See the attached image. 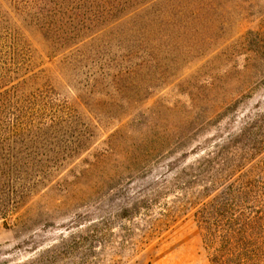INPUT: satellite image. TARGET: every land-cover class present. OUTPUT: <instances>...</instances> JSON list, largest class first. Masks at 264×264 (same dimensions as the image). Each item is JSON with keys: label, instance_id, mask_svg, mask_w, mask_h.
I'll list each match as a JSON object with an SVG mask.
<instances>
[{"label": "rangeland", "instance_id": "obj_1", "mask_svg": "<svg viewBox=\"0 0 264 264\" xmlns=\"http://www.w3.org/2000/svg\"><path fill=\"white\" fill-rule=\"evenodd\" d=\"M227 6L225 38L187 63L164 61L163 81L144 66L131 79L104 81L95 107L74 106L96 128L90 148L71 157L73 87L86 80L66 69L59 76L64 55L35 13L0 0V161L9 179L0 264L26 263L62 240L79 243L65 252L67 264H207L194 212L210 185L185 188L192 180L183 171L252 149L255 129L240 130L264 111V43L255 34L264 41V0ZM232 98L216 117L214 101ZM132 119L124 137L109 141ZM260 149L242 169L264 157Z\"/></svg>", "mask_w": 264, "mask_h": 264}, {"label": "trees", "instance_id": "obj_2", "mask_svg": "<svg viewBox=\"0 0 264 264\" xmlns=\"http://www.w3.org/2000/svg\"><path fill=\"white\" fill-rule=\"evenodd\" d=\"M14 2L22 3L23 9L35 13L32 16L35 25L45 30L54 50L64 55L59 76H63L66 69L68 74L74 73L78 79L83 77L86 80L87 85L80 87L81 81H76L73 87L76 90L73 108L76 105L92 106L102 93L104 81L131 79L144 66L149 68L151 76L163 81L161 65L164 61L185 62L188 56L210 50L225 38L226 15L230 9L227 6L230 0ZM255 34L259 35V43H264L260 33ZM174 52L177 53L172 56ZM209 61L205 60L204 65ZM115 91L123 92L120 89ZM235 101L234 98L214 101L215 116L227 111ZM72 107L68 120L72 138L70 156L77 157L90 148L96 127L84 122ZM248 120L250 123L246 121V127L240 131H250V127L255 129L253 138L256 144L252 149H247L239 157L198 160L191 168L192 173L183 171V175L192 180L188 185L182 183L185 188L199 183L210 185V188L202 185V201L194 212L209 264H264V157H259L256 163L249 162L250 169L245 170L243 165L245 171H242V164L252 158L245 155L264 146V111L254 113ZM135 122L132 119L123 123L118 132L109 136V141L124 137ZM244 135L248 134L245 132ZM3 144L5 139L0 135V157H3ZM1 168L2 161L0 196L3 197L9 179ZM3 214L0 211V216ZM75 244L79 245L62 240L60 246H48L46 253L37 254L39 247L33 252L35 257L23 264H67L69 257L65 252L74 249Z\"/></svg>", "mask_w": 264, "mask_h": 264}, {"label": "crops", "instance_id": "obj_3", "mask_svg": "<svg viewBox=\"0 0 264 264\" xmlns=\"http://www.w3.org/2000/svg\"><path fill=\"white\" fill-rule=\"evenodd\" d=\"M206 263L209 264L208 260ZM156 264H164V258L160 259Z\"/></svg>", "mask_w": 264, "mask_h": 264}]
</instances>
